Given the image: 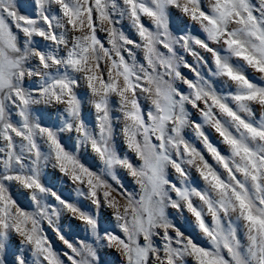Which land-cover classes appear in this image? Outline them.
Returning a JSON list of instances; mask_svg holds the SVG:
<instances>
[{
    "label": "snow or ice",
    "instance_id": "snow-or-ice-1",
    "mask_svg": "<svg viewBox=\"0 0 264 264\" xmlns=\"http://www.w3.org/2000/svg\"><path fill=\"white\" fill-rule=\"evenodd\" d=\"M0 264H264V0H0Z\"/></svg>",
    "mask_w": 264,
    "mask_h": 264
}]
</instances>
